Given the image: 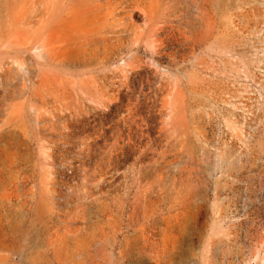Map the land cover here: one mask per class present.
I'll return each instance as SVG.
<instances>
[{
	"label": "rangeland",
	"instance_id": "1",
	"mask_svg": "<svg viewBox=\"0 0 264 264\" xmlns=\"http://www.w3.org/2000/svg\"><path fill=\"white\" fill-rule=\"evenodd\" d=\"M0 264H264V0H0Z\"/></svg>",
	"mask_w": 264,
	"mask_h": 264
}]
</instances>
